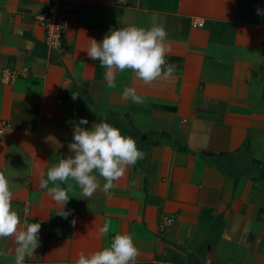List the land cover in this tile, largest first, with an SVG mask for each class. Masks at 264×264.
<instances>
[{
  "label": "crops",
  "instance_id": "obj_1",
  "mask_svg": "<svg viewBox=\"0 0 264 264\" xmlns=\"http://www.w3.org/2000/svg\"><path fill=\"white\" fill-rule=\"evenodd\" d=\"M50 1L0 0V171L22 223H41V246L25 264H75L117 232L132 234L135 264H264V0H66L56 49L46 47L36 18ZM153 20L166 27L174 72L145 84L126 69L108 88L105 69L87 56L90 39ZM125 86L146 103L122 101ZM80 118L85 128H119L145 156L111 198L97 190L87 200L69 180L64 219L39 184L72 154ZM162 215L172 216L168 226L159 225ZM105 217L113 230L100 237ZM14 247L0 239L8 253L0 264H14Z\"/></svg>",
  "mask_w": 264,
  "mask_h": 264
},
{
  "label": "clouds",
  "instance_id": "obj_2",
  "mask_svg": "<svg viewBox=\"0 0 264 264\" xmlns=\"http://www.w3.org/2000/svg\"><path fill=\"white\" fill-rule=\"evenodd\" d=\"M256 11L261 14V9ZM167 37L164 23L153 20L148 28L133 24L110 29L100 42L90 39V46L85 50L91 60H98L100 67L105 69L104 80L108 88L116 87L117 73L126 69L145 84H151L158 78H168L175 70V66L166 61L170 51ZM77 95L73 93L72 98L75 100ZM121 100H131L138 105L146 103L145 98L131 86L123 88ZM87 124L86 118L73 123V140L68 144L72 154L52 165L47 170L46 179L43 173L40 178L39 187L47 189V194L59 206L57 214L64 219L71 215V210H64L70 199L68 193L73 189L69 180L75 181L87 200L97 190L111 198V190L117 186L115 182L145 156L131 136L123 135L110 123L100 121L93 123L90 129L82 127ZM255 158L260 159L261 153L256 152ZM13 198L10 181L5 172L0 171V239H11L15 247L9 251L14 253V264H25L26 258L34 257L41 246V223H22L20 212L13 209ZM23 214L30 215V208L26 206ZM76 223L75 218L70 221L72 227ZM112 230L111 220L105 217L97 233L100 237H107ZM6 254L0 251V255ZM138 255L132 234L117 232L107 246L88 254L79 252L75 264H135Z\"/></svg>",
  "mask_w": 264,
  "mask_h": 264
},
{
  "label": "built area",
  "instance_id": "obj_3",
  "mask_svg": "<svg viewBox=\"0 0 264 264\" xmlns=\"http://www.w3.org/2000/svg\"><path fill=\"white\" fill-rule=\"evenodd\" d=\"M123 1V0H115ZM68 5L66 0H51L47 10L39 13L36 18L44 28V43L50 49L60 47L68 24ZM201 20L193 21L192 25H201ZM13 73L3 69L1 73L2 81H10ZM5 124L0 127V134ZM172 221L171 215H162L159 219L161 227L168 226Z\"/></svg>",
  "mask_w": 264,
  "mask_h": 264
}]
</instances>
